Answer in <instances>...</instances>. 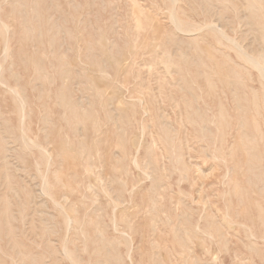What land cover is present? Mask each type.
<instances>
[{"label": "rangeland", "instance_id": "rangeland-1", "mask_svg": "<svg viewBox=\"0 0 264 264\" xmlns=\"http://www.w3.org/2000/svg\"><path fill=\"white\" fill-rule=\"evenodd\" d=\"M172 3L0 0V264H264V0Z\"/></svg>", "mask_w": 264, "mask_h": 264}, {"label": "bare ground", "instance_id": "bare-ground-1", "mask_svg": "<svg viewBox=\"0 0 264 264\" xmlns=\"http://www.w3.org/2000/svg\"><path fill=\"white\" fill-rule=\"evenodd\" d=\"M172 1H173V3H175V4H176V2H177V0H172ZM256 2H257V1H256ZM173 3H172V4H173ZM178 3H179V2H178ZM181 3H182V2H181ZM164 4H165V3H164ZM176 5H177V4H176ZM260 6H261V5H260ZM179 8H180V6H179ZM168 9H169V7H168ZM173 9H174V8H173ZM173 9H172V10H173ZM177 10H178V9H177ZM173 14H174V12H173ZM178 16H179V15H178ZM181 16H182V15H181ZM170 17H171V16H170ZM176 17H177V16L172 15V20H171V21H172V22L174 23V25H175V26H174V25L172 24L173 27L177 28V30H178L179 32L184 33V34L189 35V36H192V38H193L194 35H195V31H196V30H195V29H194L195 31H193V30H188V29H190V28H188L189 25L187 26V29L184 28L183 25L181 24V22L179 21V18H180V17H178V18H176ZM183 18H184V17H183ZM2 21H3V20H1V22H2ZM5 21H6V20H5ZM182 21H184V20H182ZM207 21H208V20H207ZM6 22H7V21H6ZM203 22H204V21H203ZM212 22H213V20H212ZM8 23H9V22H8ZM187 24H188V21H187ZM196 24H197V23H196ZM79 25H80V24H79ZM3 26H4V25H3ZM11 26H12V25H11ZM11 26H9V24H8V27H9V28H7V30L10 29ZM193 26H194V24H193ZM198 26H199V25H198ZM204 26H205V25H204ZM4 27H7V26H4ZM201 27H202V26H201ZM201 27H199V28L201 29ZM206 27L209 28V29H213V31L215 30V32L218 33V34L221 36V38H222V40L220 41V42L222 43V45H223V42H222L223 40H224L225 42H227V43H228V44H229V45H230V46H231V47H232L237 53H236L235 51H234V52L232 51V52L235 53L237 57L241 56L242 58L239 57V59L244 60V62L246 63V66H247V67L251 66L252 68H254L255 70H257V72H258L259 75H260V79H261L262 83L264 84V63H263L264 61L261 62V61L258 59V57L256 58L255 56L250 55L249 53H247V52L243 49V47L240 46V44L236 43L237 40L235 41V40L231 39L228 35H226L223 31H221L222 29H221V30L219 29L220 27L218 28V26L216 27V26L213 25L212 23L209 24V25H206ZM194 28H195V27H194ZM197 28H198V27H197ZM199 28H198V29H199ZM204 28H205V27H204ZM207 28H206V29H207ZM191 29H192V28H191ZM198 29H197V30H198ZM7 30L5 29V31L8 33L9 30H8V31H7ZM177 30H176V31H177ZM202 30H203V29H202ZM213 31H212V33H214ZM225 31H226V30H225ZM0 32H1V29H0ZM196 32H198V31H196ZM199 32H200V30H199ZM207 32H209V31H207ZM1 33H2V32H1ZM209 33H210V32H209ZM201 34H203V33H201ZM210 34H211V33H210ZM214 34H215V33H214ZM178 35H179V34H178ZM199 35H200V34H199ZM219 35H218V36H219ZM2 36H3V35H2ZM181 36H182V35H181ZM195 36H196V35H195ZM220 36H219V37H220ZM230 36H231V35H230ZM185 37H186V36H185ZM187 37H188V36H187ZM210 37H211V36H210ZM213 37H214V36H213ZM4 38H5V37H4ZM200 38H201V37H200ZM217 38H218V37H217ZM203 39H204V38H203ZM205 39H206V37H205ZM211 39H213V38H211ZM234 39H235V36H234ZM236 39H237V38H236ZM2 40L4 41V39H2ZM216 40L218 41V39H216ZM216 40H215V41H216ZM202 41H204V40H202ZM6 42H7V41H6ZM189 42H190V41H189ZM194 42H195V41H194ZM200 42H201V41H200ZM206 42H208V41L206 40ZM190 43H191V42H190ZM201 43H202V42H201ZM213 43H214V40H213ZM218 43H219V42H218ZM7 44H8V43H7ZM192 44H193V43H192ZM202 44H203V43H202ZM49 45H50V44H49ZM51 45H52V43H51ZM53 45H54V44H53ZM195 45H198V44L196 43ZM224 45H225V44H224ZM224 45H223L222 47H224ZM9 46H10V45H9ZM208 46H209V45H208ZM212 46H213V44H212ZM214 46L217 47L216 42H215ZM219 46H220V45H219ZM5 47H6V45H5ZM5 47H4V48H5ZM199 47H200V46H199ZM205 47H206V46H205ZM6 48H7V47H6ZM8 48H10V47H8ZM206 48H207V47H206ZM209 48H210V46H209ZM217 48H218V47H217ZM227 48H228V47H227ZM222 49L225 50L224 48H222ZM222 49H221V50H222ZM197 50H198V49H197ZM219 50H220V49H219ZM227 50H229V49H227ZM4 51H5V49H4ZM4 51H3V52H4ZM194 51H195V50H194ZM225 51H226V50H225ZM225 51H224V52H225ZM7 52H8V49H7ZM7 52H6V53H7ZM200 52H201V51H200ZM200 52H199V54H200ZM214 52H215V51H214ZM216 52H217V51H216ZM229 52H230V51H229ZM229 52H228V53H229ZM9 53H10V50H9ZM196 53H198V52H196ZM212 53H213V52H212ZM218 54H219V53H218ZM4 55H5V53H4ZM6 55L8 56V54H6ZM6 55H5V56H6ZM201 55H202V54H201ZM204 55H205V54H204ZM204 55H202L201 58H202ZM5 56H3V57L5 58V61H6V59H7L8 57L6 58ZM205 56H206V55H205ZM205 56H204V57H205ZM199 57H200V56H199ZM199 57H198V58H199ZM219 57H220V56H219ZM207 58H208V57H207ZM207 58H206V59H207ZM61 59H62V58H61ZM204 59H205V58H204ZM204 59H203V60H204ZM7 60H8V59H7ZM184 60H185V59H184ZM201 60H202V59H201ZM220 60H221V59H220ZM5 61H4V62H5ZM238 61H239V60H238ZM201 62H202V61H201ZM201 62H200V63H201ZM221 62H222V61H221ZM240 62H241V60H240ZM64 63H65V62H64ZM202 63H203V62H202ZM202 63H201V66H202ZM207 63H208V61H207ZM242 63H243V62H242ZM32 64H33V63H32ZM58 64H59V63H58ZM61 64H62V63H61ZM205 64H206V61H205ZM205 64H203V65H205ZM221 64H222V63H221ZM231 64H232V62H231ZM233 64H235V63H233ZM243 64H244V63H243ZM3 65H4V64H3ZM43 65H44V63H43ZM50 65H51V64H50ZM66 65H67V64H66ZM195 65H196V64H195ZM207 65H208V64H207ZM0 66H1V65H0ZM61 66H62V65H61ZM61 66H60V67H61ZM185 66H187V64H186ZM205 66H206V65H205ZM210 66H211V65H210ZM223 66L225 67L224 64H223ZM223 66H222V67H223ZM238 66H239V65H238ZM68 68H69V67H68ZM204 68H205V67H204ZM228 68H231V67L229 66ZM185 69H186V67H185ZM200 69H201V67H200ZM206 69H207V70H206ZM206 69H205V70L208 71V72L210 73V71L208 70L209 68H207V66H206ZM224 69H226V68H224ZM238 69H239V68H238ZM0 70H1V69H0ZM219 70H220V69H219ZM230 70H233V68L230 69ZM230 70H229V71H230ZM239 70H240V69H239ZM252 70H253V69H252ZM43 71H44V70H43ZM234 71H235V70H234ZM240 71H241V70H240ZM79 72H80V71H79ZM226 73H227V71H226ZM200 74H201V73H200ZM235 74H236V72H235ZM107 75H108V74H107ZM187 75L189 76V74H187ZM201 75H202V74H201ZM212 75H213V74H212ZM238 75H239V73H238ZM241 75H242V73H241ZM203 76H204V75H203ZM210 76H211V75H210ZM216 76H217V75H216ZM216 76H215V77H216ZM227 76H228V73H227ZM227 76H226V77H227ZM44 77H45V76H44ZM67 77H68V76H67ZM67 77H66V78H67ZM242 77H243V76H242ZM245 77H246V75H245ZM68 78H69V77H68ZM231 78H234V77H231ZM236 78H237V77H236ZM42 79H43V78H42ZM226 79H227V78H226ZM228 79H230V78L228 77ZM250 79H251V78H250ZM49 80H50V79H49ZM184 80H185V79H184ZM210 80H211V79H210ZM218 80H219V79H218ZM232 80H233V79H232ZM237 80H238V79H237ZM43 81H44V79H43ZM220 81H221V80H220ZM228 81H229V80H228ZM230 81H231V80H230ZM243 81H244V80H243ZM245 81H246V79H245ZM41 82H42V81H41ZM192 82H193V81H192ZM234 82H236V81H234ZM234 82H233V83H234ZM238 82H239V81H238ZM250 82H252V81H250ZM209 83H210V82H209ZM223 83H224V82H223ZM230 83H231V82H230ZM230 83H228V84H230ZM240 83H241V82H240ZM221 84H222V83H221ZM241 84H242V83H241ZM5 85L8 86L7 83H5ZM5 85H2V86L5 88ZM179 85H180V84H179ZM193 85H195V84H193ZM217 85H218V84H217ZM260 85H261V84H260ZM196 86H197V85H196ZM234 86H235V83H234ZM234 86H233V87H234ZM239 86H240V85H238V87H239ZM242 86H243V85H242ZM245 86H246V85H245ZM42 87H43V86H42ZM186 87H187V86H186ZM198 87H200V86L198 85ZM223 87H224V86H223ZM231 87H232V85H231ZM233 87H232V88H233ZM236 87H237V85H236ZM6 88H7V87H6ZM14 88H15V87H14ZM63 88H64V87H63ZM184 88H185V87H184ZM8 89H9V88H8ZM8 89H7V90H8ZM65 89H66V88H65ZM198 89H199V88H198ZM238 89H239V88H238ZM246 89H247V88H246ZM11 90H12V89H10V91H11ZM217 90H218V89H217ZM226 90H227V89H226ZM231 90H232V89H231ZM239 90H240V89H239ZM253 90H254V89H253ZM12 91H13V90H12ZM14 91H15V90H14ZM184 91H185V90H184ZM200 91H201V89H200ZM234 91H235V90H234ZM18 92H19V91H18ZM202 92H203V90H202ZM220 92H221V91H220ZM237 92H238V91H237ZM15 93H17V92H15ZM233 93L235 94L236 92H233ZM233 93H232V95H234ZM245 93H246V91H245ZM245 93H244V94H245ZM239 94H240V93H239ZM261 94H262V93H261ZM261 94H260V95H261ZM12 95H13V94H12ZM15 95H16V94H14L13 96H15ZM230 95H231V94H230ZM241 95H242V94H241ZM255 95H256V94H255ZM257 95H258V94H257ZM225 96H226V95H225ZM263 96H264V95H263ZM17 97H20V96H18V94H17ZM223 97H224V96H223ZM236 97H238V96H235L234 98H236ZM240 97H241V96H240ZM242 97H243V96H242ZM245 97H246V96H245ZM185 98H186V97H185ZM201 98H202V97H201ZM21 99H22V100H21L22 102H24V101L26 100V99H25V100L23 101V97H21ZM110 99H111V98H110ZM186 99H187V98H186ZM261 99H262V98H261ZM13 100H14V98H13ZM17 100H19V99H17ZM188 100H189V99H188ZM206 100H207V99H206ZM231 100H232V99H231ZM184 101H185V100H184ZM224 101H225V100H224ZM226 101H227V100H226ZM239 101H240V100H239ZM259 101H260V100H259ZM22 102H20L21 105H22ZM69 102H70V101H69ZM189 102H191V101H189ZM202 102H203V100H202ZM191 103H192V102H191ZM203 103H204V102H203ZM244 103H245V102H244ZM140 104H142V103H140ZM246 104H247V103H246ZM24 105H26V104H24ZM185 105H186V104H185ZM203 105H204V104H203ZM250 105H251V103H250ZM204 106H206V104H205ZM208 106H209V105H208ZM208 106H207V107H208ZM255 106H256V105H255ZM18 107H19V106H18ZM25 107H26V106H25ZM246 107H247V106H246ZM253 107H254V106H253ZM258 107H259V105H258ZM263 107H264V106H263ZM209 108H211V107H209ZM234 108H235V107H234ZM22 109H24V108H22ZM43 109H44V108H43ZM256 109H257V108H256ZM261 109H262V108H261ZM44 110H45V109H44ZM206 110H207V108H206ZM257 110H258V109H257ZM21 111H22V110H21ZM21 111H20V112H21ZM25 111H26V108H25ZM258 111H259V110H258ZM258 111H257V114L259 113ZM106 112H107V111H106ZM116 112H117V111H116ZM209 112H210V111H209ZM21 113H22V112H21ZM205 113H206V112H205ZM207 113H208V110H207ZM211 113H212V111H211ZM211 113H209V114H211ZM24 114H25V113H24ZM262 114H263V113H262ZM19 115H20V114H19ZM65 115H66V113H65ZM202 115H203V114H202ZM206 115H207V114H206ZM71 116H72V115H71ZM79 116H80V115H79ZM203 116H204V115H203ZM203 116H202V117H203ZM212 116H213V115H212ZM74 117L77 118V115H75ZM197 117H198V116H197ZM215 117H216V116H215ZM255 117H256V116H255ZM26 118H27V116H26L24 119H26ZM81 118H82V117H81ZM85 118H86V117H85ZM85 118H82V120H85ZM106 118H107V117H106ZM213 118H214V116H213ZM260 118H261V117H260ZM73 119H74V118H73ZM79 119H80V118H79ZM197 119L202 120V119H204V118L201 119V118L198 117ZM207 119H210V118L207 117ZM214 119H215V118H214ZM221 119H222V118H221ZM255 119H256V118H255ZM22 120H23V118H22ZM22 120H21V121H22ZM26 120H27V119H26ZM46 120H47V118H46ZM241 120H242V119H241ZM189 121H190V120H189ZM189 121H188V122H189ZM207 121H208V120H207ZM218 121H219V120H218ZM227 121H228V120H227ZM7 122H8V120H7ZM7 122H6V123H7ZM81 122H85V121H81ZM192 122H194V121H192ZM195 122H196V120H195ZM195 122H194V123H195ZM202 122H203V121H202ZM215 122H216V121H215ZM219 122H220V121H219ZM230 122H231V121H230ZM21 123H22V122H21ZM24 123H25V122H24ZM73 123H74V121H73ZM203 123H204V122H203ZM203 123H202V124H203ZM212 123H213V122H212ZM8 124H10V123L8 122ZM75 124H76V123H75ZM79 124H80V120H79ZM82 124H83V123H81V125H82ZM195 124H196V123H195ZM76 125H77V124H76ZM183 125H184V124H183ZM211 125H212V124H211ZM218 125H219V124H218ZM22 126H23V125H21V127H22ZM78 126H79V125H78ZM143 126H144V125H143ZM216 126H217V125H216ZM75 127H77V126H75ZM79 127H81V126H79ZM213 127H215V125H213ZM219 127H220V126H219ZM12 128H14V127H12ZM144 128H145V127H144ZM220 128H221V127H220ZM76 129L78 130V128H76ZM215 129H216V128H215ZM61 130H62V129H61ZM61 130H60V131H61ZM217 130H218V129H217ZM21 131H23V130L21 129ZM28 131H29V130H28ZM219 132H220V131H218V133H219ZM21 133H22V132H21ZM202 133H203V132H202ZM23 134H25V133L23 132ZM99 134H100V133H99ZM117 134H118V133H117ZM219 134H220V133H219ZM261 135H262V134H261ZM14 136H16V135H14ZM117 136H119V135H117ZM221 136H222V135H221ZM0 137H1V136H0ZM19 137H21V136H19ZM216 137H217V136H216ZM259 138H260V137H259ZM262 138H264V137L262 136ZM118 139H120V138H118ZM217 139H218V138H217ZM0 140H1V139H0ZM36 140H38V139H36ZM100 140H101V139H100ZM121 140H122V138L120 139V141H121ZM238 140H239V139H238ZM252 140H253V139H252ZM256 140H257V139H256ZM20 141H21V140H20ZM29 141H30V140H29ZM29 141H28V142H29ZM261 141H263V140H261ZM3 142H4V141H3ZM31 142H32V141H31ZM36 142H37V141H36ZM121 142H123V141H121ZM125 142H126V141H125ZM223 142H224V141H223ZM1 143H2V142H1ZM1 143H0V144H1ZM32 143H33V142H32ZM47 143H48V142H47ZM176 143H177V142H176ZM260 143H261V142H260ZM30 144H31V143H30ZM35 144H36V143H35ZM49 144H50V143H49ZM96 144H99V143H96ZM31 145H33V144H31ZM40 145H43V144H40ZM25 146H26V145L24 144V147H25ZM34 146H37V145H34ZM34 146H33V147H34ZM73 146H74V145H73ZM250 146H251V145H250ZM252 146H253V145H252ZM33 147H32V149H33ZM215 147H216V146H215ZM243 147H244V146H243ZM0 148H2V147L0 146ZM25 148H26V147H25ZM28 148H29V147H28ZM40 148H43V147H40ZM40 148H39V150H40ZM45 148H46V147H45ZM45 148H44V149H45ZM3 149H4V148H3ZM3 149H2V150H3ZM34 149H35V148H34ZM44 149H42V150L44 151ZM243 149H244V148H243ZM248 149H251V148H248ZM8 150H9V148H8ZM46 150H47V149H46ZM40 151H41V150H40ZM56 151H57V150H56ZM226 151H227V150H226ZM229 151H230V150H229ZM229 151H227V152H229ZM246 151H247V150H246ZM48 152H49V151H48ZM48 152H47V153H48ZM110 152H111V151H110ZM248 152H250V151L248 150ZM253 152H254V151H253ZM56 153H58V152H56ZM81 153H82V152H81ZM254 153H255V152H254ZM50 154H51V153H49V155H50ZM83 154H84V153H83ZM83 154H82V155H83ZM136 154H137V153H136ZM227 154H228V153H227ZM233 154H234V153H233ZM49 155H48V157H49ZM58 155H59V154H58ZM98 155H99V154H98ZM101 155H102V153H101ZM101 155H100V156H101ZM228 155H229V154H228ZM252 155L254 156L255 154H252ZM2 156H3V155H2ZM29 156H30V155H29ZM59 156H60V155H59ZM80 156H81V155H80ZM100 156H99V157H100ZM136 156H137V155H136ZM224 156H225V155H224ZM258 156H259V155H258ZM4 157H5V156H4ZM56 157H57V156H56ZM82 157H83V156H82ZM243 157H244V156H243ZM248 157H249V156H248ZM248 157H247V158H248ZM49 158H51V157H49ZM52 158H53V157H52ZM52 158H51V159H52ZM123 158H124V157H123ZM134 158H136V157H134ZM56 159H57V158H56ZM82 159H83V158H82ZM82 159H81V161H82ZM87 159H89V158H87ZM179 159H180V157H179ZM242 160H243V159H242ZM254 160H255V159H254ZM259 160H260V157H258V161H259ZM47 161H50V160L47 159ZM91 161H92V159H91ZM101 161H102V160H101ZM137 161H139L138 158H137ZM175 161H176V160H175ZM218 161H219V160H218ZM222 161H223V160H222ZM226 161H227V160H226ZM250 161H251V160H250ZM130 162H131V161H130ZM252 162H253V161H252ZM255 162H256V161H255ZM50 163H51V161H50ZM80 163H81V162H80ZM85 163H87V160H86ZM134 163H135V162H134ZM247 163H248V162H247ZM247 163H246V164H247ZM253 163H254V162H253ZM258 163H259V162H258ZM260 163H261V162H260ZM40 164H41V163H40ZM48 164H49V163H47V165H48ZM92 164H93V163H92ZM95 164H96V163H95ZM132 164H133V162H132ZM138 164H139V163H138ZM250 164H252V163H250ZM263 164H264V162H263ZM49 165H50V164H49ZM49 165H48V166H49ZM135 165H136V164H135ZM11 166H12V165H11ZM50 166H51V165H50ZM95 166H96V165H95ZM177 166H178V165H177ZM253 166L256 167L254 164H253ZM258 166H259V165H258ZM12 167H13V166H12ZM85 167H86V166H85ZM128 167H129V166H128ZM128 167H127V168H128ZM259 167H260V166H259ZM46 168H47V167H46ZM48 168H49V167H48ZM50 168L52 169V167H50ZM112 168H113V167H112ZM125 168H126V167H125ZM248 168H249V167H248ZM82 169H83V168H82ZM86 169H87V168H86ZM183 169H184V168H183ZM45 170H46V169H44V172H45ZM84 170H85V169H84ZM87 170H89V169H87ZM92 170H93V169H92ZM186 170H187V169H186ZM227 170H228V169H227ZM255 170H256V169H255ZM49 171H50V170H49ZM56 171H57V170H56ZM71 171H72V170H71ZM74 171H75V170H74ZM122 171H123V169H122ZM125 171H127V170H125ZM177 171H178V169H177ZM177 171H176V172H177ZM184 171H185V170H184ZM257 171H259V168L257 169ZM47 172H48V171H47ZM247 172H248V171H247ZM40 173H41V172H40ZM177 173H178V172H177ZM180 173H181V172H180ZM226 173H227V172H226ZM229 173H230V172H229ZM46 174H47V173H46ZM77 174H78V173H77ZM8 175H9V174H8ZM73 175H75V177L77 176L76 174H73ZM114 175H115V174H113V177H115V178H119V177H117L118 174H117L116 176H114ZM124 175H125V174H124ZM181 175H182V174H181ZM225 175H226V174H225ZM252 175L254 176V174H252ZM263 175H264V174H262V176H263ZM47 176H48V175H47ZM258 176H259V175H258ZM109 177H110V176H109ZM144 177H145V176H144ZM146 177H147V176H146ZM149 177H150V176H149ZM204 177H205V176H204ZM69 178H70V177H69ZM107 178H108V177H107ZM115 178H114V179H115ZM147 178H148V177H147ZM182 178H183V177H182ZM223 178H224V177H223ZM226 178H227V177H226ZM226 178H225V179H226ZM44 179H45V177H44ZM110 179H111V178H110ZM145 179H146V178H145ZM145 179H144V180H145ZM41 180H42V179H41ZM54 180H56V179H54ZM67 180H68V179H67ZM71 180H72V178H71ZM116 180H117V179H116ZM151 180H152V179H151ZM217 180H218V179H217ZM75 181H76V180H74L73 182L75 183ZM145 181H146V180H145ZM225 181H226V180H225ZM253 181H255V180H253ZM56 182H57V181H56ZM71 182H72V181H71ZM114 182H116V181H113V184H114ZM121 182H123V181H121ZM124 182H125V181H124ZM249 182H250V180H249ZM15 183H16V182H15ZM42 183L44 184L43 181H42ZM45 183H47V180H46ZM59 183H60V181H59ZM67 183H68V182H67ZM233 183H234V182H233ZM233 183H232V184H233ZM251 183H252V182H251ZM50 184H51V183H50ZM61 184H62V183H61ZM69 184H71V183H69ZM101 184H102V183H101ZM121 184H123V183H121ZM253 184H254V183H253ZM44 185H45V184H44ZM47 185H48V184H46V189H47ZM114 185H115V184H114ZM116 185H117V184H116ZM226 185H227V184H226ZM73 186H75V185H73ZM73 186H72V187H73ZM126 186H127V185H126ZM136 186H137V185H136ZM255 186H256V184H255ZM48 187H49V186H48ZM65 187H66V186H65ZM132 187H133V184H132ZM257 187H258V186H257ZM41 188H45V187H41ZM41 188H40V189H41ZM260 188H261V187H260ZM262 188H264V186H262ZM262 188H261V189H262ZM48 189H49V188H48ZM133 189H134V187H133ZM135 189H136V188H135ZM135 189H134V190H135ZM74 190H75V189H74ZM258 190H260V189H258ZM258 190H257V191H258ZM46 191H47V190H43V191H41L40 193L43 192V194H45ZM49 191H50V189H49ZM49 191H48V193H49ZM132 192H133V191H132ZM261 193H263V192H261ZM155 194H156V193H155ZM254 194H255V193H254ZM256 194H257V193H256ZM39 195H41V194H39ZM48 195H49V194H48ZM50 195H51V194H50ZM50 195H49V196H50ZM131 195H132V193H131ZM131 195H130V196H131ZM41 196H42V195H41ZM46 196H47V193H46ZM49 196H48V197H49ZM141 196H142V195H141ZM70 197H71V196H70ZM131 197H132V196H131ZM149 197H150V196H149ZM158 197H159V195H158ZM6 198H7V197H6ZM49 199H50V198H49ZM141 199L143 200V198H141ZM193 199H194V198H193ZM52 201H53V200H52ZM54 201H55V200H54ZM240 201H241V200H240ZM263 201H264V200H263ZM153 202H154V201H153ZM24 203H25V202H24ZM55 203H56V202H54V204H55ZM57 204H58V203H57ZM256 204H257V203H256ZM11 205H12V204H11ZM23 205H24V204H23ZM55 205H56V204H55ZM58 205H59V204H58ZM259 205H260V204H259ZM16 206H17V205H16ZM115 206H116V205H115ZM229 206H230V205H229ZM241 206H242V205H241ZM121 208H122V207H121ZM11 209H12V208H11ZM117 209H118V208H117ZM101 210H102V209H101ZM227 210H228V209H227ZM18 211H19V210H18ZM216 211H218V210H216ZM219 211H220V210H219ZM237 211H238V210H237ZM228 212H229V210H228ZM120 215H121V214H120ZM225 215H227V214H225ZM67 216H68V215H67ZM72 216H73V215H72ZM20 217H21V216H20ZM227 217H228V216H227ZM51 218H53V217H51ZM113 218H114V217H113ZM123 218H124V216H123ZM126 218H127V217H126ZM201 218H202V217H201ZM201 218H200V221H201ZM229 218H230V217H229ZM68 219H69V217H68ZM225 219H226V218H225ZM119 220H120V219H119ZM122 220H123V219H122ZM122 220H121V223H122ZM70 221H71V220L69 219V222H70ZM114 221H115V220H114ZM197 221H198V220H197ZM224 221H225V220H224ZM69 222H68V223H69ZM123 222H124V221H123ZM198 222H199V221H198ZM114 223H115V222H114ZM128 223H129V222H128ZM69 224H70V223H69ZM124 224H126V222H124ZM132 224H133V223H132ZM2 225H3V224H2ZM127 225H128V224H127ZM127 225H126V226H127ZM199 225H200V224H199ZM68 226H69V225H68ZM70 226H71V225H70ZM114 226H115V225H114ZM118 227H119V226H118ZM118 227H117V228H118ZM128 227H129V226H128ZM130 227H131V226H130ZM147 227H148V226H147ZM198 227H199V226H198ZM240 227H241V226H240ZM243 227H244V225H243ZM117 228H116V229H117ZM133 228H134V226L132 227V230H133ZM69 229H70V228H69ZM69 229H68L67 231H69ZM116 229H115V230H116ZM124 229H125V228H124ZM129 229L131 230V228H129ZM129 229H128V230H129ZM134 229H135V228H134ZM200 229H201V227H200ZM204 229H205V228H204ZM246 229H247V228H246ZM118 230H119V228H118ZM126 230H127V229H126ZM126 230H125V231H126ZM132 230H131V231H132ZM198 230H199V229H198ZM205 230H206V229H205ZM208 230H209V229H208ZM248 230H250V229H248ZM116 231H117V230H116ZM131 231H129L130 234H131ZM152 231H153V230H152ZM200 231H201V230H200ZM200 231H199V233H201ZM209 231H210V230H209ZM119 232H120V231H119ZM202 232H203V231H202ZM205 232H206V231H205ZM205 232H203L204 235H206V234H207V235H210V234H211V232H210L209 234H208V233H205ZM253 232H254V231H253ZM68 233H69V232H67V234H68ZM120 233H121V232H120ZM132 233H134V230L132 231ZM121 234H122V233H121ZM123 234H125V233H123ZM247 234H248V233H247ZM251 234H252V233H251ZM253 234H255V232H254ZM126 235H127V234H126ZM128 235H129V234H128ZM214 235H215V233H214ZM67 236H68V235H67ZM149 236H150V235H149ZM210 236L212 237L213 234L210 235ZM251 236H253V235H250V237H251ZM126 237H127V236H126ZM130 237H131V236H130ZM258 237H259V236H258ZM66 238H67V237H66ZM259 238H260V237H259ZM128 239L130 240L129 237H128ZM208 239H209V241H210V238H209V237H208ZM212 239H213V238H212ZM215 239H216V238H215ZM253 239H254V238H253ZM260 239L264 240V238H260ZM65 240H66V239H65ZM105 240H106V239H105ZM249 240H251V239L249 238ZM262 240H261V241H262ZM67 241H68V239H67ZM73 241H74V240H73ZM258 241H260V240H258ZM64 242H66V241H64ZM262 242H263V241H262ZM65 244H66V243H65ZM132 244H133V243H132ZM132 244H130V245H132ZM63 245H64V244H63ZM253 246L255 247V245H253ZM64 247H65V245H64ZM251 247H252V244H251ZM251 247H250V248H251ZM254 247H253V248H254ZM102 248H103V247H102ZM131 248H132V246H131ZM131 248H130V249H131ZM118 249H119V248H118ZM62 250H63V249H62ZM109 250H110V249H109ZM132 251H133V250H132ZM116 252H117V251H116ZM128 252H129V248H128ZM130 252H131V250H130ZM130 252H129V253H130ZM208 252H209V251H208ZM68 253H69V252H67L66 254H68ZM131 253H132V252H131ZM131 253H130V256H129L130 258H131ZM69 254H70V253H69ZM210 254H211V253H210ZM63 255L65 256V254H63ZM107 255H108V254H107ZM208 255H209V254H208ZM66 256H67V255H66ZM209 256H211V255H209ZM70 257H72V256H70ZM70 257H69V258H70ZM114 257H115V256H114ZM139 257H140V256H139ZM209 258H210V257H209ZM239 258H240V257H239ZM134 259H135V258H134ZM134 259H133V260H134ZM210 259H211V258H210ZM210 259H209V260H210ZM68 260H69V259H68ZM212 260H213V259H212ZM257 260H258V259H257ZM70 261H71V260H70ZM116 261H117V260H116ZM129 261H130V260H129ZM72 262H73V261H72ZM223 263H224V262H223ZM247 263H248V262H247ZM241 264H242V263H241Z\"/></svg>", "mask_w": 264, "mask_h": 264}]
</instances>
